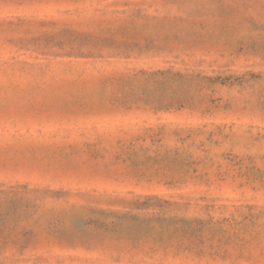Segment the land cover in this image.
<instances>
[{"label":"rangeland","instance_id":"374dc122","mask_svg":"<svg viewBox=\"0 0 264 264\" xmlns=\"http://www.w3.org/2000/svg\"><path fill=\"white\" fill-rule=\"evenodd\" d=\"M0 186V264H264V0H0Z\"/></svg>","mask_w":264,"mask_h":264},{"label":"trees","instance_id":"16d2710c","mask_svg":"<svg viewBox=\"0 0 264 264\" xmlns=\"http://www.w3.org/2000/svg\"><path fill=\"white\" fill-rule=\"evenodd\" d=\"M153 76H167L171 75L170 72H157L153 73ZM172 77L182 78L183 75L175 74ZM23 190V191H22ZM30 193L27 187L22 189H16L10 187L8 189L0 186V241L8 238V236L15 232L16 228H10L13 223L11 221V213L16 214L21 210V206L18 205L24 198L23 196ZM146 201L157 200L161 202L157 197H145ZM163 203H167L164 201ZM142 209V208H138ZM205 223L203 221H196L195 224L185 222V230L183 231V237L187 240H191V244L202 243ZM13 227H16L14 225ZM164 239V235L162 234ZM198 238V239H197ZM163 239L160 242H163ZM165 240V239H164ZM5 245H9V242H4ZM11 244V243H10ZM13 245H18L17 243H12Z\"/></svg>","mask_w":264,"mask_h":264}]
</instances>
